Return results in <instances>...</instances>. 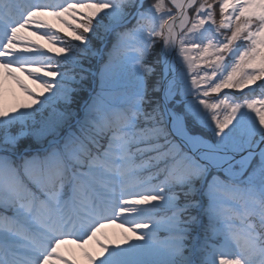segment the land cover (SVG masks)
I'll return each instance as SVG.
<instances>
[{
    "label": "snow or ice",
    "instance_id": "1",
    "mask_svg": "<svg viewBox=\"0 0 264 264\" xmlns=\"http://www.w3.org/2000/svg\"><path fill=\"white\" fill-rule=\"evenodd\" d=\"M0 264H264V0H0Z\"/></svg>",
    "mask_w": 264,
    "mask_h": 264
},
{
    "label": "bare ground",
    "instance_id": "2",
    "mask_svg": "<svg viewBox=\"0 0 264 264\" xmlns=\"http://www.w3.org/2000/svg\"><path fill=\"white\" fill-rule=\"evenodd\" d=\"M16 91L18 92L19 90L17 89ZM9 99H11V95L9 96ZM108 231L111 233L112 232V228H109ZM70 246H71L70 248H72L76 252V254L79 255V250L78 249H75V246L74 245H70Z\"/></svg>",
    "mask_w": 264,
    "mask_h": 264
},
{
    "label": "rangeland",
    "instance_id": "3",
    "mask_svg": "<svg viewBox=\"0 0 264 264\" xmlns=\"http://www.w3.org/2000/svg\"><path fill=\"white\" fill-rule=\"evenodd\" d=\"M112 231H113V229H112ZM66 247H71V246L69 245V246H66Z\"/></svg>",
    "mask_w": 264,
    "mask_h": 264
}]
</instances>
